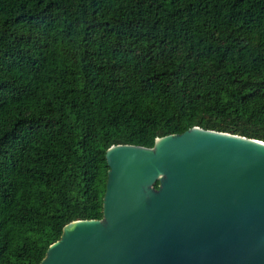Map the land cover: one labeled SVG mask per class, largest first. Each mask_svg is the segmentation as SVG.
<instances>
[{
    "label": "trees",
    "instance_id": "1",
    "mask_svg": "<svg viewBox=\"0 0 264 264\" xmlns=\"http://www.w3.org/2000/svg\"><path fill=\"white\" fill-rule=\"evenodd\" d=\"M192 126L264 141V0H0V264L101 217L110 145Z\"/></svg>",
    "mask_w": 264,
    "mask_h": 264
},
{
    "label": "water",
    "instance_id": "2",
    "mask_svg": "<svg viewBox=\"0 0 264 264\" xmlns=\"http://www.w3.org/2000/svg\"><path fill=\"white\" fill-rule=\"evenodd\" d=\"M104 160L101 217L64 224L38 264H264V141L192 126Z\"/></svg>",
    "mask_w": 264,
    "mask_h": 264
}]
</instances>
